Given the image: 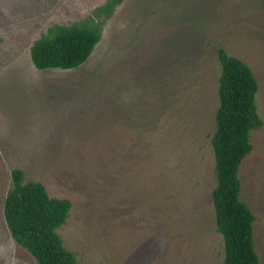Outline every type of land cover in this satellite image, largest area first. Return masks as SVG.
<instances>
[{
  "label": "rangeland",
  "instance_id": "obj_1",
  "mask_svg": "<svg viewBox=\"0 0 264 264\" xmlns=\"http://www.w3.org/2000/svg\"><path fill=\"white\" fill-rule=\"evenodd\" d=\"M82 22L102 30L90 59L37 69L35 41ZM220 49L254 71L264 121V0H0V264H38L4 219L16 168L71 201L58 234L80 264H223ZM252 143L239 176L264 264V126Z\"/></svg>",
  "mask_w": 264,
  "mask_h": 264
},
{
  "label": "trees",
  "instance_id": "obj_2",
  "mask_svg": "<svg viewBox=\"0 0 264 264\" xmlns=\"http://www.w3.org/2000/svg\"><path fill=\"white\" fill-rule=\"evenodd\" d=\"M113 3V1H112ZM112 4L106 7L110 12ZM102 40L100 27L87 23L56 24L35 41L31 59L39 70H72L84 65ZM219 107L212 139L216 186L213 203L217 229L225 244L223 264H260L255 245L257 217L242 199L240 167L253 151L252 132L262 128L257 105L260 84L252 68L220 49ZM72 209L68 199L52 198L39 181L25 172H11V188L3 214L14 241L38 264H80L58 234Z\"/></svg>",
  "mask_w": 264,
  "mask_h": 264
}]
</instances>
